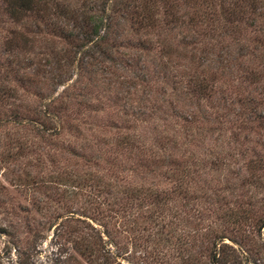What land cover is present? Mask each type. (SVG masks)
<instances>
[{
  "label": "rangeland",
  "instance_id": "1",
  "mask_svg": "<svg viewBox=\"0 0 264 264\" xmlns=\"http://www.w3.org/2000/svg\"><path fill=\"white\" fill-rule=\"evenodd\" d=\"M48 1L46 24L0 9V264H209L213 240L264 264V15L226 30L221 0H156L147 31L111 0ZM102 10L104 69L50 29L81 39Z\"/></svg>",
  "mask_w": 264,
  "mask_h": 264
},
{
  "label": "trees",
  "instance_id": "2",
  "mask_svg": "<svg viewBox=\"0 0 264 264\" xmlns=\"http://www.w3.org/2000/svg\"><path fill=\"white\" fill-rule=\"evenodd\" d=\"M162 1H164V3L169 1L168 12L169 14H172L170 10H172V8L174 7V5L172 4L175 3V0ZM155 2L156 0H139L138 3L135 4L133 7L131 6L129 0H111L110 6L113 8V12H111V15H115V12H118L121 7H123L124 9L128 7L130 10H133L134 16L131 17L134 18V21L137 24L136 28L149 31L150 29L155 28V26H157L159 23V17L157 13L159 11L154 7ZM48 3V0H0V9L17 22H21L25 18L35 16L40 17L41 20L44 18V23L46 24L45 19H48V17L51 16L50 11H47V9H50ZM226 3H228V5H225ZM220 6H222V13L225 14L224 20L225 25L227 26L226 30H239V25L241 22L245 21L246 23H248V19L252 21L255 16L258 18L259 16L264 15V0H221ZM61 7V5L59 6L58 4H56V7L54 8L55 11H53L52 13L63 15H65V13L68 14L65 11L62 12L61 9H59ZM41 11L45 12L46 14L39 15ZM168 12L165 9V15H167ZM104 15H107V12H104V10H102L100 12H93L92 15L88 14L87 16H85L84 21L89 22L91 20L90 22L92 23H85V26L87 27H85L82 33L83 35H81V39L78 37V33L73 32V25L71 27H67L62 23L56 24L55 21H51L52 27L50 29L61 35L63 38L73 40L72 46L75 47V50L78 48H86V42L91 40L94 47H96L98 52L101 53L100 57L96 56V60L94 59V64L98 65L99 67L103 66L104 69L106 68V65H104L102 55H106V57L113 59L109 52L112 51L114 40H116L119 36V33H116L115 30L118 21L110 23L108 20V23L105 25L104 28ZM102 27L103 31L100 32ZM11 37L12 36L10 35L6 41L8 43L9 48L13 50L17 48V43L14 42L13 37ZM27 41V39H24V43H26ZM85 50L87 51V49ZM229 56L230 55L226 52V50H221L218 54H215L214 58L211 57V60H215L216 62H227ZM70 62H72V60ZM70 62L68 64H70ZM18 78L22 79L23 77L19 76ZM199 80L200 82H196ZM194 82L195 85L198 86L199 91H205L208 86L205 83L204 77L201 79L197 78L194 80ZM248 100L254 101L251 98H249ZM254 118H258L259 121L264 122V110H258V113H255ZM253 166H255L254 170L256 168H264V159H260L257 165L255 163H252V167ZM259 219L260 225H264V218ZM217 243L218 241L216 240L212 241L211 250L208 252L209 264H236V256L231 257L232 263H227L228 253L225 252L224 246L221 247V245H218L216 247Z\"/></svg>",
  "mask_w": 264,
  "mask_h": 264
}]
</instances>
